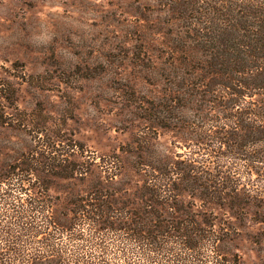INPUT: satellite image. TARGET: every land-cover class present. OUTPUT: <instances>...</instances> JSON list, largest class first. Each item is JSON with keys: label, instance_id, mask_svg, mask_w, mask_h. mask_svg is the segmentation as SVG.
I'll return each instance as SVG.
<instances>
[{"label": "rangeland", "instance_id": "1", "mask_svg": "<svg viewBox=\"0 0 264 264\" xmlns=\"http://www.w3.org/2000/svg\"><path fill=\"white\" fill-rule=\"evenodd\" d=\"M179 25L158 0H0V174L23 153L55 147L81 169L116 173L121 190L141 182L138 168L199 158L185 122H197L195 104L184 110L181 95L197 59H182ZM22 202L0 196V261L48 262L53 247L83 245L87 264H166L147 261L116 231L93 235L90 221L79 227L90 243L53 236V214H18ZM252 217L231 218L238 235L223 251L238 264H264V224ZM25 222L40 233L20 230ZM203 255L212 264L211 251Z\"/></svg>", "mask_w": 264, "mask_h": 264}, {"label": "trees", "instance_id": "2", "mask_svg": "<svg viewBox=\"0 0 264 264\" xmlns=\"http://www.w3.org/2000/svg\"><path fill=\"white\" fill-rule=\"evenodd\" d=\"M158 5L180 23L175 36L182 59H197L195 71H184L181 95L184 110L195 104L197 122H185L199 158L185 154L176 167L138 168L141 182L115 190L116 173L81 169L72 153L54 147V154H21L0 174L6 185L0 196L8 205L22 200L18 214L52 213L53 236L66 234L71 242H91L79 230L90 221L93 235L116 231L120 242L133 243L152 263L207 264L209 249L212 264H238L236 255L223 251L238 235L231 218L251 214L264 224V0ZM166 108L175 109L171 99ZM18 227L35 234L41 229L26 222ZM82 246L53 247L48 262L27 264H85Z\"/></svg>", "mask_w": 264, "mask_h": 264}]
</instances>
